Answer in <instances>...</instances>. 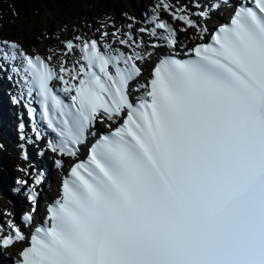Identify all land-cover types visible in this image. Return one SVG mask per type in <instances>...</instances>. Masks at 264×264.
Listing matches in <instances>:
<instances>
[{
  "label": "snow or ice",
  "instance_id": "snow-or-ice-1",
  "mask_svg": "<svg viewBox=\"0 0 264 264\" xmlns=\"http://www.w3.org/2000/svg\"><path fill=\"white\" fill-rule=\"evenodd\" d=\"M223 4L197 2L196 14L208 17ZM229 6L230 19L205 42L208 29L186 5L160 0L153 26L139 31L169 52L133 90L135 102L139 51L77 37L80 44L69 40L66 49L79 48V59L58 73L0 40V71L17 76L14 102L24 103L35 137L45 134L42 122L51 151L75 160L15 264H264V0ZM160 9L200 31L185 58ZM119 43L131 47L129 39ZM97 122L108 131L79 159ZM9 228L0 247L28 239Z\"/></svg>",
  "mask_w": 264,
  "mask_h": 264
},
{
  "label": "rangeland",
  "instance_id": "rangeland-1",
  "mask_svg": "<svg viewBox=\"0 0 264 264\" xmlns=\"http://www.w3.org/2000/svg\"><path fill=\"white\" fill-rule=\"evenodd\" d=\"M55 1H43V4L46 3L45 9L48 14L46 15L40 11L34 0H0V7L4 9V11L0 9V17L3 19L2 22H4L0 30L1 34L17 36L25 44L28 43L31 48H37L34 44L39 45V38L47 43H59V39H54V35H57L58 32V38L64 37L65 34L68 36L72 35L69 32H75V27H84L90 22H96V18L90 20V15L103 17L110 10L117 11L115 4L125 5L127 3V0H121L126 3H122L120 0H109L111 2L109 10L107 9L108 6L106 8V3H103L102 0ZM133 1H138L142 4L145 0ZM62 20L64 23L61 25ZM105 20L106 18L104 17L103 22H106ZM59 25H61V28H57ZM65 31L68 32L65 33ZM42 46H45L48 51L52 49L50 44ZM3 170L1 171L5 173Z\"/></svg>",
  "mask_w": 264,
  "mask_h": 264
},
{
  "label": "bare ground",
  "instance_id": "bare-ground-1",
  "mask_svg": "<svg viewBox=\"0 0 264 264\" xmlns=\"http://www.w3.org/2000/svg\"><path fill=\"white\" fill-rule=\"evenodd\" d=\"M74 37H75V38H77V37H80V38H81V36H76V35H74ZM90 37H93V36H90ZM75 38H74V39H75ZM75 41H76V40H74L73 42L75 43ZM49 51H51V50H49ZM2 169H4L3 171H5V168H2ZM2 169H1V170H2ZM1 170H0V178L3 179L5 173H3ZM5 184H7V183L5 182ZM9 189H10V187L7 186L6 193H7V192H10ZM8 196H9V199H10V201H11L12 204L15 203L16 200L22 199L20 195H17V199H16V197H14V196H13L12 194H10V193H8ZM15 204H16V203H15Z\"/></svg>",
  "mask_w": 264,
  "mask_h": 264
},
{
  "label": "trees",
  "instance_id": "trees-1",
  "mask_svg": "<svg viewBox=\"0 0 264 264\" xmlns=\"http://www.w3.org/2000/svg\"><path fill=\"white\" fill-rule=\"evenodd\" d=\"M44 0H34V2H36L38 4V6H41V4H43ZM58 2H61L62 0H56Z\"/></svg>",
  "mask_w": 264,
  "mask_h": 264
}]
</instances>
